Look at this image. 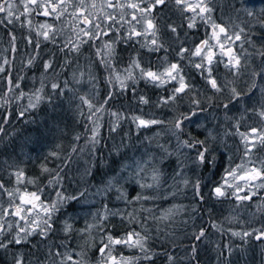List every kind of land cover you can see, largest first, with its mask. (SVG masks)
Returning a JSON list of instances; mask_svg holds the SVG:
<instances>
[{
    "label": "clouds",
    "instance_id": "obj_1",
    "mask_svg": "<svg viewBox=\"0 0 264 264\" xmlns=\"http://www.w3.org/2000/svg\"><path fill=\"white\" fill-rule=\"evenodd\" d=\"M219 2L209 0L213 8L211 15L216 21L214 13ZM166 7L179 16L180 22H173L177 28H184L186 24L184 37L178 31L173 33L166 27L168 23L164 16L160 15L159 21L156 16L160 29L158 34L164 33L158 35V40L167 54L160 61L148 65L153 70L163 71L162 60L165 66L172 60L179 62L188 84L184 92L176 93L174 86H169L174 82L157 86L144 79L140 68L134 70L132 78L125 81L127 87L122 89L115 80L110 81L109 68L100 64L103 67V73H100L93 67L92 61L74 65L70 79H63L61 73L54 69L52 72L45 70L44 88L40 92L42 99L34 108L28 107V99L26 103H21L27 98V92L23 91L25 97L21 99L15 98L19 93L0 92V96L8 101L0 109L15 104L17 113H25L23 130L11 127L10 131H6L4 127L0 131L2 142L9 145V155L14 151L24 154L28 149L43 155L38 174L29 176L36 179V183L29 185L39 190L48 204H56L47 235L33 234V237H39L35 243L29 238L17 245L14 239L15 220L11 217L6 219L13 223L12 228L5 224L0 232V253L7 255L6 264H16L18 259L22 264H62L65 253H75L80 264H98L101 257L92 253L107 242V236L112 232L109 229L131 228V224L125 223L119 214L123 212L126 215L130 212L127 208L109 207L110 211L117 214L102 219L105 205L113 201L124 202L132 207L131 211L136 209L139 214L144 213L145 217H149L145 244L150 246L153 260L161 255L166 257V253L171 254L170 248H179L180 252L171 254L172 260L166 259L165 264H193L197 247L189 250L183 241L200 234L201 227L195 221L204 208L209 215L214 210L221 214L222 218L219 222H213L212 226L217 232L230 237L228 243L221 247L219 240L210 241V236L215 233L209 234L203 228L205 235L198 241H201L199 248L205 264H264V238L256 239V233L264 230V219L257 213L264 211L257 208L253 212L249 208V201H237L230 195L232 189H228L229 195L224 197L213 194V189L223 183L226 173L241 164L236 163L237 158L241 161L244 158V146L238 133L251 127L264 130V115L261 114L264 113V55L260 54L264 52V39L257 36L260 40L257 44L251 38L255 28L264 30V12L261 11L264 9V0H247V3L240 0L238 7L235 0H223L219 21L230 32L243 30L242 34L252 43L244 42V46L247 44L248 47L241 53L243 59L239 72L225 68L223 63L215 65L216 88L208 83L207 75L201 74L194 66L197 62L195 57L177 55L178 49L186 47L188 31L197 27H187L188 19L175 0H168ZM249 12L252 14L249 15ZM165 29L168 31L165 32ZM141 49H147L148 54L153 52L140 41L139 48L135 49V55L130 60H141ZM116 58L117 52L113 61ZM67 64L68 61H65L63 67ZM221 65L223 71L220 70ZM110 67L113 70L117 68L114 63ZM127 67L119 69L122 76L127 75L124 71ZM192 71L200 75L199 81H194ZM82 72L83 77L80 76ZM89 73L94 79L88 78ZM61 81L64 88L57 94L51 85H61ZM101 81L106 87L101 86ZM141 82L144 87H141ZM129 90L133 93L130 101L126 95ZM102 93H106L107 99ZM118 95L124 98V102H114L112 106L106 107L110 99L115 101ZM82 97L87 98L91 107L83 103ZM140 97L145 98L144 102ZM33 112L36 113L35 117L31 115ZM106 114L110 119L107 123L108 135L104 137L102 130L105 128ZM89 115L91 119H88ZM136 117L158 123L150 128L137 129ZM20 118L18 115L17 119ZM81 124L84 128L82 132L77 128ZM93 128H97L94 141L90 139ZM142 130L149 134H142ZM77 136L79 139H76ZM102 140L108 143L102 146ZM42 150L47 151L44 153ZM53 151L59 154L51 156ZM45 161L49 172L41 170V164ZM53 162L55 166H50ZM21 164L23 161L15 163L10 169L0 168V173L6 172L12 178L9 173L16 168L24 169ZM154 169L160 174V185L141 188V184L153 183ZM133 188L153 196L147 201L151 206H145L142 201L129 203L122 198L130 195ZM101 200L105 202L102 204ZM170 201L180 202L169 206ZM141 204L143 209L149 211H144ZM173 206L176 210L169 218H150L158 217L163 209ZM81 220L83 226H77ZM66 224L71 225L67 231ZM139 228L144 231L140 225ZM244 233L249 235L244 236ZM53 237L57 243H53ZM155 240L164 246L163 252L151 246ZM69 242H74L75 246L68 248ZM206 242L208 247L205 246ZM25 244H31L36 251H25ZM58 246L66 250L59 255L53 254L52 249ZM124 248L135 250L134 255L128 256L140 257L136 264H149L148 260L143 259L144 252L141 249Z\"/></svg>",
    "mask_w": 264,
    "mask_h": 264
},
{
    "label": "snow or ice",
    "instance_id": "obj_2",
    "mask_svg": "<svg viewBox=\"0 0 264 264\" xmlns=\"http://www.w3.org/2000/svg\"><path fill=\"white\" fill-rule=\"evenodd\" d=\"M19 2L23 5V12L20 15H31L39 9L42 16L54 17L55 20L63 22V27H57L48 21L39 24L36 30L37 39L33 41L29 38L27 41L29 44H34L35 47L39 48L41 45L39 37H42L43 41L56 44V37L63 35L67 29L70 35L63 41L59 51L65 52L66 49L67 53L78 54L81 53V49L86 45L94 48L95 56L99 58V64L109 68L110 81L115 80L122 89L127 87L125 81L132 78L136 68L141 69V76L144 79L150 80L157 86L174 82V91L176 93H182L188 87L181 70V64L175 60L168 62L166 66L162 60L163 71H157L153 70L150 65H143L139 59H131L128 67L124 70L127 73L126 76H122L118 68L113 70L110 67L116 55L117 41H132L142 38L143 46L151 51L159 52L163 49L158 40L160 29L155 13L158 11L159 6H166L168 0H19ZM175 3L188 19V28L197 27V21H202L209 26V32L205 38L190 48L181 47L177 50V55L183 54L189 58L195 57L197 62H195L194 66L201 71V74H206L208 83L213 88H216L215 65L223 63L225 68L239 72L243 59L241 53L245 51L244 42L252 43V41L247 40V37L242 34L243 30L230 32L223 22L218 23L214 20L211 15L213 8L210 7L209 0H175ZM14 7L15 3L13 0H4V2L0 3V13H6L7 17H13ZM69 8L72 9L71 12H69ZM261 11L264 12V9ZM248 14L251 15L252 13L249 12ZM65 16L68 17L67 20H63ZM15 18L19 19L20 16ZM0 23H4V20L0 19ZM26 23L29 28L32 27L31 19H28ZM166 27L173 33L177 31V26L172 24H168ZM15 39L16 37L13 36L12 40L15 41ZM260 54L264 55V52ZM36 58V55L30 56L26 61V66H32ZM65 61H67V54L65 55ZM10 63L7 58H3L2 62H0V74H5L0 76V79L6 81L7 92H16L21 87L19 80L23 79V77L13 76L8 73L5 65ZM63 66L64 64H61V67ZM42 67L40 88L34 89L27 95L29 108L36 107L42 99L40 92L44 88L45 70L54 69L53 59L50 58L44 61ZM89 67H91V63ZM80 76L83 77L84 73H80ZM88 78L90 80L94 79L90 73ZM51 87L56 90L57 94H60L64 85L53 83ZM64 94L66 95V92ZM24 97L25 93L20 91L15 98L21 99ZM174 98L169 97V99ZM140 99L142 102L145 100L144 97H140ZM82 101L85 105L91 107L87 98L82 97ZM164 102L166 103L167 100ZM7 104L8 101L0 96V107ZM110 114L113 116L117 115L116 113ZM261 114L264 115V113ZM18 115L23 117L25 113L19 112ZM91 118L92 116L89 115L88 119ZM6 120V116H0V121H3L0 122V131L4 130V122ZM135 123L137 129H143L150 128L158 122L136 117ZM91 133L90 139L94 141L97 135V128L91 129ZM238 135L241 138V144L244 146V158H242L241 164L226 173L223 183L213 189V194L217 197H224L229 195L227 190L232 189L230 195L237 201H249L257 195L256 191H254L255 189H264V130L251 127L246 131L239 132ZM76 139H79V136ZM58 154L55 151L50 153L51 156H57ZM41 170L44 172L50 171L46 161L41 164ZM9 175L15 178V187L8 186L12 181L0 179V232L3 231L5 224L9 228L13 227V223L7 221L6 217H15L16 235L14 239L17 245L33 237V234L46 236L51 226V215L56 209V204H48L39 190H28L26 185L35 184L36 179L27 176L24 169L16 168ZM152 181L151 185L141 184L140 187L152 188L160 185V174L155 169L152 173ZM245 189L248 191L245 192ZM5 195L8 198L6 205L2 199ZM200 195L201 199H203V194L201 193ZM122 198L129 203L141 201L146 203L154 197L138 191L135 195H126ZM141 208L143 209V204H141ZM257 208L264 211V200L257 205ZM143 210L149 211L148 209ZM175 210V206L169 207L163 209L158 217L152 216L150 218L153 220H164L172 216ZM116 214V212L109 210L108 205H105L102 219H107V217L115 216ZM119 214L125 223L140 225L144 231H138L135 227H132L123 234L109 232L107 242L96 249L101 257L98 264H136L140 260V257L121 255L115 251L120 246L141 249L144 252L143 259L148 260L149 264H155L152 259L151 248L145 244L147 239L145 233L149 217H141L136 209L126 215L123 212ZM70 228L71 225L66 224L65 230L67 231ZM204 235L205 232L201 228L200 234L195 239L199 240ZM237 235L240 234L237 233ZM243 235L247 236L249 234L244 233ZM262 238H264V230L256 233L257 240ZM5 239H7V236H5ZM59 254L57 252V255ZM165 255L167 260H172L171 254L166 253ZM16 264H22V261L18 259ZM62 264H80V261L74 255L65 253Z\"/></svg>",
    "mask_w": 264,
    "mask_h": 264
},
{
    "label": "trees",
    "instance_id": "obj_3",
    "mask_svg": "<svg viewBox=\"0 0 264 264\" xmlns=\"http://www.w3.org/2000/svg\"><path fill=\"white\" fill-rule=\"evenodd\" d=\"M4 2V0H0V3ZM236 6L238 7L240 4V0H235ZM247 3V0H245ZM16 4V3H15ZM222 7H223V0H220V2L217 5L216 11L214 13V16L217 17V22L219 23V16L222 14ZM71 8H69V12H71ZM14 15L11 17V19H7L3 16V14L0 13V19L4 20V23H0V57L7 58L11 63L9 65H5V67L8 69V73L17 76V77H23V79L19 80V83L21 87L16 90V93H19L21 90L27 93H31L35 88H38L40 86V77L41 73L43 72V62L48 59H53L54 63V70L58 73H61L63 79H70V75L73 69V66L77 63L80 64H87L89 61L93 62V67L96 68L100 73H103V67L99 64V58L95 56V49L90 48L89 46H85L81 49V53L73 54V53H67V50L65 49V52H60L59 49L62 46L63 41L67 38L70 33L65 30V33L63 35H59L56 37L57 43L52 44L49 41H43L42 37H39L41 40V45L39 48L35 47L34 44H29L27 41L29 38H31L33 41L37 39L36 30H37V22L39 20L40 11L37 9V11L31 15H29V19L32 21V27L29 28L27 23H24L23 15H20V7L17 6V8L13 11ZM159 14V15H157ZM157 16V20L159 21V16H164V19L167 21L168 24H172L176 26L174 21L177 23L180 22V18L177 14H174L173 12L168 10V7L166 6H159L158 11L155 13ZM190 15V14H189ZM16 16H20L19 19H16ZM68 17L65 16L63 20H67ZM51 23L55 24L57 27H63L62 21L55 20L54 17L50 18ZM11 21V22H9ZM186 29V24L184 25V28H177L178 33L181 37H184V30ZM123 31V30H122ZM165 32L168 30L165 29ZM209 32V26L205 25L202 21L198 22V26L194 30L188 31V38L185 41V46H194L196 43H198L201 39L205 38V36ZM164 33H160L158 35H163ZM16 37L15 41L12 40V37ZM257 36L260 37V39H264V30H261L259 27L255 28L253 30V34L251 38L253 40L257 41V44L260 43V40L257 39ZM166 38V37H165ZM142 41V38L139 40H132V41H125L120 40L116 44V52H117V58L113 61L114 65L118 69H122L124 67H127L130 57L132 55H135V49L139 48V42ZM163 43V40L160 41ZM245 47H248L247 44H245ZM141 60L142 63L145 65L148 64H154L156 61H160L164 55L167 53L164 51V49H161L159 52H152L151 54H148L147 49H141ZM171 51V49H169ZM38 54V55H37ZM67 54V61L68 64L66 67H61V64H65V55ZM36 55V61L34 64L30 67L26 66V61L30 56ZM1 60V59H0ZM220 70L223 71L222 65L220 66ZM53 70H50L49 72H52ZM5 74H0V76H3ZM192 77L194 78V81L200 80V75L194 71L191 72ZM63 85L61 81V86ZM101 86L106 87L104 85V82L101 81ZM174 86V84L169 85ZM141 87H144L143 82H141ZM7 91V83L5 80L0 79V92ZM66 95L67 92H66ZM127 98L130 101L131 97L133 95L132 91L129 90L127 93ZM102 96L104 98H107L106 93H102ZM27 98L25 97L21 103H26ZM114 102H124V98L122 96H116L115 101H112L110 99L109 105H106V107L112 106ZM29 114H26V116ZM33 117L36 116V113H31ZM0 116H6L8 123H4V127L6 131H10L11 127L21 128L23 130L24 125V119L25 117H21L19 120L17 119L18 113L16 112V106L13 104L11 107H6L4 109H0ZM110 117L107 116V114L104 116L105 121V128L102 130V134L104 137H107L108 135V127L107 123ZM3 122V121H0ZM79 131H84L83 125L77 126ZM30 130V129H29ZM126 130V129H125ZM142 134H149V133H143ZM108 143L106 140H102V146ZM9 145L7 143L2 142V137H0V168H7L10 169L14 166L15 163L23 161V164L21 166L24 168L25 173L27 176L36 175L39 172V164L43 162V155L38 154L35 152L34 149H28L24 154H20L19 152H13L11 155L8 153ZM44 153H46L47 150H42ZM100 153L98 152V156ZM242 161L237 158L236 163H241ZM50 166H55V162L50 164ZM0 179H3L4 181H12V183H9V187H15L14 184V177L9 178L7 176L6 172L0 173ZM28 190H35L31 185L26 186ZM138 188H133L130 190V196L135 195L136 192H138ZM248 190L245 189V192ZM256 191L257 195L252 199L249 200V208L256 212L257 205L261 203L262 200H264V189L260 190H254ZM203 194V193H202ZM244 194V193H241ZM3 201L7 202V196H3ZM105 201L101 200V203L103 204ZM180 201H170L169 206L171 203H179ZM108 206L111 208H127L129 211L132 210L131 206H127L124 202H108ZM145 206H151L148 204V202L145 203ZM138 207V205H136ZM163 207V205H161ZM205 208L207 205L204 206ZM141 217H145L144 213L140 214ZM257 215L264 219V213H257ZM9 217H6L8 219ZM12 219H16L15 217H11ZM222 218L220 213H216L215 210L212 215H209L204 208L201 209V215L196 218L195 224L198 225L201 228H204L207 230L209 234L215 233L214 236H210V241L219 240L221 243V247H223L224 244L228 243V240L230 237L223 235L221 232H217L212 224L213 222H219V220ZM115 222V221H114ZM77 226L82 227L83 221L81 220ZM149 226H151V222H149ZM135 227L138 231H140L139 225H131V228ZM110 231L121 234L122 231H125L127 229H120V228H110ZM155 231V229H152ZM39 237H30L33 243H35L36 239ZM42 239V238H41ZM53 243H57V240L55 237L52 238ZM203 239V238H202ZM255 242V241H254ZM183 243L186 245V247L190 250L192 247H197V257L193 261V264H205L204 256L201 254L199 245L201 241H198L195 239V237H192L191 239H185ZM74 242H69L68 248L74 247ZM153 248L158 249L159 251H164V246H162L158 240H155L152 245ZM205 246L208 247V243H205ZM11 247V246H10ZM19 248L20 246H16ZM99 247V246H98ZM25 251L32 252L36 251L32 248L31 244H25L24 245ZM37 249H39V245L37 246ZM66 249L63 247H55L52 249L53 254L57 252H63ZM171 254L176 255V253L180 252L179 248L176 249H169ZM118 253H122L123 255H134L135 250H129L124 248L123 246H120L117 248ZM183 255V253H180ZM45 255H47V252H45ZM74 257L77 259L75 253H73ZM94 256H99V253L97 250L92 253ZM225 255H227V252L225 250ZM43 259V256L41 257ZM215 259V254H213V260ZM166 257L165 256H159L154 258L155 264H165ZM7 261V255L5 253H0V264H6ZM143 264V262H141Z\"/></svg>",
    "mask_w": 264,
    "mask_h": 264
},
{
    "label": "rangeland",
    "instance_id": "obj_4",
    "mask_svg": "<svg viewBox=\"0 0 264 264\" xmlns=\"http://www.w3.org/2000/svg\"><path fill=\"white\" fill-rule=\"evenodd\" d=\"M13 2L14 3H16L15 4V7H14V9H13V11L17 8V6H19L20 7V11H21V13L23 12V5L22 4H20V2H19V0H13ZM40 11V10H39ZM1 14H3V16L5 17V18H7V19H11V17H7V15H6V13H1ZM40 18H39V20H38V22H37V28H38V25L39 24H41V23H43V22H45V21H48L49 23H51V20H50V18L51 17H44V16H42L41 14H40ZM23 19H24V23H26V21L29 19V15H27V16H25V15H23ZM0 62H2V60H3V57H0Z\"/></svg>",
    "mask_w": 264,
    "mask_h": 264
}]
</instances>
